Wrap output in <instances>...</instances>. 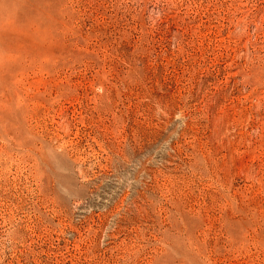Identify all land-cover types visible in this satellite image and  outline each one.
I'll use <instances>...</instances> for the list:
<instances>
[{
    "label": "rangeland",
    "instance_id": "rangeland-1",
    "mask_svg": "<svg viewBox=\"0 0 264 264\" xmlns=\"http://www.w3.org/2000/svg\"><path fill=\"white\" fill-rule=\"evenodd\" d=\"M0 264H264V0H0Z\"/></svg>",
    "mask_w": 264,
    "mask_h": 264
}]
</instances>
